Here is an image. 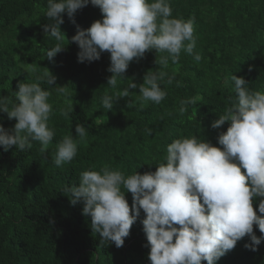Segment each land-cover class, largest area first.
<instances>
[{"label":"trees","instance_id":"16d2710c","mask_svg":"<svg viewBox=\"0 0 264 264\" xmlns=\"http://www.w3.org/2000/svg\"><path fill=\"white\" fill-rule=\"evenodd\" d=\"M46 7L47 0H0V96L15 99L19 82H35L48 70L57 85L41 81L53 106L48 123L55 136L48 150L42 153L39 142L23 152L0 146V264H150L142 210L117 248L92 231L83 203L72 205L62 190L78 185L81 172L104 165L125 175L155 171L165 161L167 145L177 138L196 135L222 147L217 136L229 122L218 129L211 123L236 99L231 75L244 77L252 91L264 90V0H171L174 17L195 18L194 52L202 58L197 62L182 51L178 63L159 68L153 49L133 60L124 75L137 84L148 70L173 77L171 85L161 82L166 98L159 105L148 102L143 110L136 99L138 88L118 98L112 110L103 108V96L115 95L128 83L123 79L117 88L107 85L108 52L92 62L77 60L79 49L71 37L77 26L86 29L102 18L99 8L89 3L75 13V23L62 13L60 29L66 39L58 41L42 27L51 23ZM57 43L65 46L50 62L45 52ZM58 86L65 87L64 94L55 91ZM188 98L195 103L181 114L180 100ZM15 122L0 112L5 129ZM76 124L88 131L83 140L75 136ZM68 134L78 144L77 155L58 168L53 162L56 146ZM125 198L131 207L132 195L126 190ZM260 199L253 202L258 215ZM253 231L262 235L255 225ZM245 244H251L247 235L217 264H264V241L256 251Z\"/></svg>","mask_w":264,"mask_h":264},{"label":"clouds","instance_id":"9594fccd","mask_svg":"<svg viewBox=\"0 0 264 264\" xmlns=\"http://www.w3.org/2000/svg\"><path fill=\"white\" fill-rule=\"evenodd\" d=\"M89 3L99 8L102 18L86 29L77 26L71 37L79 49L77 60L92 62L108 52L111 75L107 85L117 88L121 80L128 81L122 91L103 96L102 106L107 110L113 109L118 98L128 97L129 89H139L140 110L148 102L159 105L166 98L161 82L173 84L166 72L148 70L140 84L124 75L129 64L147 51H156L159 68H167L170 61L178 63L182 51L197 62L202 58L194 52L195 18L174 17L171 0H47L44 15L51 23L42 26L45 33L58 41L66 39L61 35V14L66 12L75 23V13ZM64 46L57 43L46 50L45 57L52 62ZM230 79L236 99L211 123L218 129L229 122L227 130L217 136L222 147L196 135L177 138L167 145L165 161L155 171L125 175L104 165L98 171L81 172L78 185L63 188L72 205L83 203L82 214L91 217L90 227L102 241L122 247L142 210L150 264H217L246 235L251 244L245 247L257 250L264 241V90H250L242 76L231 75ZM41 81L57 86L48 70L36 76L35 82H19L15 99L0 96V112L16 121L11 129L0 125L4 150L15 146L23 152L39 142L45 153L52 143L55 131L48 123L53 112L51 92L41 87ZM176 86L181 82L176 81ZM55 91L64 94L65 87ZM193 103L191 98L181 99L178 111L183 114ZM87 135L85 126L76 124L75 136L83 140ZM77 149L73 134L65 135L56 146V167L70 163ZM125 190L132 195L131 207ZM257 197L261 198L260 215L253 208ZM254 225L261 236L255 235Z\"/></svg>","mask_w":264,"mask_h":264}]
</instances>
